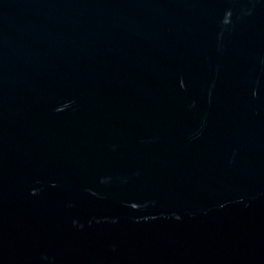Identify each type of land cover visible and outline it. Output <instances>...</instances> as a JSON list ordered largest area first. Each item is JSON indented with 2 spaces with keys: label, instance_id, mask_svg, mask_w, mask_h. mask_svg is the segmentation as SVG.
<instances>
[{
  "label": "water",
  "instance_id": "95a60500",
  "mask_svg": "<svg viewBox=\"0 0 264 264\" xmlns=\"http://www.w3.org/2000/svg\"><path fill=\"white\" fill-rule=\"evenodd\" d=\"M0 264H264V0H0Z\"/></svg>",
  "mask_w": 264,
  "mask_h": 264
}]
</instances>
